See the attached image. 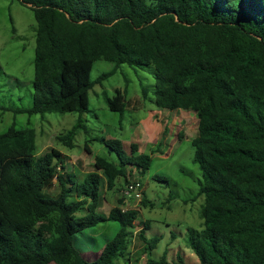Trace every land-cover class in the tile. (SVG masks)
<instances>
[{"label":"trees","instance_id":"trees-1","mask_svg":"<svg viewBox=\"0 0 264 264\" xmlns=\"http://www.w3.org/2000/svg\"><path fill=\"white\" fill-rule=\"evenodd\" d=\"M18 1L33 10L36 21L32 101L27 107L0 104L1 111L41 118L82 113L89 91L115 67L152 64L153 96L141 88V97L198 118L192 160L202 178L196 195L204 199L201 227L186 232L197 264H264V0ZM98 59L114 68L93 80ZM125 94L124 88L106 96L107 107L122 113ZM79 129L77 120L54 140L72 148ZM35 138L34 127L18 126L15 119L0 131V264H116L129 248L139 210L113 206L107 215L98 212L101 172L110 189L119 178V190L134 187L123 202L142 186L151 153H135V143L127 153L118 138H104L118 162L95 155L94 168L77 177L64 173L59 148L37 154ZM153 177L169 182L165 175ZM53 180L59 192L51 196L46 187ZM148 204L143 191L140 206ZM105 221L118 227L89 259L76 246V232ZM149 224L144 220L138 234L150 253L158 237L145 236ZM29 230L43 241H30ZM157 262L170 264L165 254Z\"/></svg>","mask_w":264,"mask_h":264},{"label":"rangeland","instance_id":"rangeland-1","mask_svg":"<svg viewBox=\"0 0 264 264\" xmlns=\"http://www.w3.org/2000/svg\"><path fill=\"white\" fill-rule=\"evenodd\" d=\"M35 28L36 21L30 7L18 0H0L2 105L27 107L31 104ZM113 68V62L98 59L93 63L90 77L94 80ZM152 69V64L118 65L112 74L95 83L89 91L88 110L82 113L49 112L41 118L37 114L13 115L11 111L0 109V131L6 129L14 119L18 126L34 127L37 154H42L51 147L59 148L65 154L64 173H72L77 177L94 168L95 155H103L118 162L115 153L109 151L104 144V138H118L127 153H130L131 143L137 144L135 153H151V165L141 180L142 190L152 205L140 206V202H133L131 198L119 202L126 193L119 190L124 184L123 178L117 180L116 189H110L107 187L105 174L101 172L103 182L98 212L107 215L113 206L124 210H139L138 219L134 222L135 227L131 229L129 248L115 263L162 264L157 261L165 254L166 261L170 264L181 260L188 264H197L198 257L187 244L186 232L188 227H201L199 212L204 199L203 195H196L202 178L200 169L192 160L194 147L191 139L197 134L198 118L192 111L159 109L147 99L153 96L154 91L155 79ZM124 88V111H111L107 107L105 97H112L116 89ZM141 88L147 92L146 99L141 97ZM77 120H80V129L74 136L72 148L64 147L54 140L56 133L67 131ZM85 144L89 151L85 149ZM128 166L126 165V169ZM156 174L167 176L169 182L154 179ZM130 179H137L135 171ZM58 192L59 185L56 180L47 185V194L54 196ZM84 212L86 213L83 210L78 215ZM144 220L150 222L149 227L145 229V236L158 237L150 253L147 244L138 234V228ZM117 227L116 222L105 221L76 232V246L89 259H95L104 242L113 236ZM25 235L32 242L43 241L32 230L26 231ZM148 260L156 262L151 263Z\"/></svg>","mask_w":264,"mask_h":264},{"label":"clouds","instance_id":"clouds-1","mask_svg":"<svg viewBox=\"0 0 264 264\" xmlns=\"http://www.w3.org/2000/svg\"><path fill=\"white\" fill-rule=\"evenodd\" d=\"M177 110H179V109H177ZM183 110H185V111H190V110H186V109H183ZM192 112H193V111H192ZM122 191H125L126 194H127V188H126L125 190H122ZM138 191L140 192V196L137 197V196L135 195V193H134V197H131V199L133 200V202H135L136 200H137L138 202H140V200H141V194L143 193L142 186L140 187V189H139ZM135 221H136V220H135ZM135 221H134V222H135ZM138 224H139V222H138ZM138 230H139V228H138Z\"/></svg>","mask_w":264,"mask_h":264},{"label":"built area","instance_id":"built-area-1","mask_svg":"<svg viewBox=\"0 0 264 264\" xmlns=\"http://www.w3.org/2000/svg\"><path fill=\"white\" fill-rule=\"evenodd\" d=\"M133 188H134V187H133L132 185H129V186L127 187V194H128V192H129L131 189H133ZM134 193H135V195H136L137 197L140 196V192L138 191V189H137V191H135Z\"/></svg>","mask_w":264,"mask_h":264},{"label":"water","instance_id":"water-1","mask_svg":"<svg viewBox=\"0 0 264 264\" xmlns=\"http://www.w3.org/2000/svg\"><path fill=\"white\" fill-rule=\"evenodd\" d=\"M28 5H30V4H28Z\"/></svg>","mask_w":264,"mask_h":264}]
</instances>
